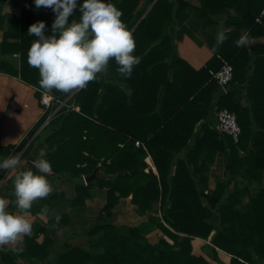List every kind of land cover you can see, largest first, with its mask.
<instances>
[{"label":"trees","instance_id":"trees-1","mask_svg":"<svg viewBox=\"0 0 264 264\" xmlns=\"http://www.w3.org/2000/svg\"><path fill=\"white\" fill-rule=\"evenodd\" d=\"M154 1L111 0L121 11L120 19L134 38L133 54L140 57V62L133 66L130 76H125L118 72L115 59L110 58L106 69L73 95L79 111L65 108L59 112L44 127V138L40 141L55 148L48 157L51 169L71 174L77 191L74 206L84 205L89 190L98 186L107 189L104 207L107 215L121 198L131 196L138 214L150 212L161 216L151 215L138 227L117 226L100 220L89 235L101 234L92 238L91 246L103 248V253L89 254L74 247L57 254L49 264H211L206 258L193 254L194 237H211L214 246L211 258L218 264L225 263L217 257L215 247L232 255L230 264H264V189L251 195L247 204H242L245 189L238 188V183L260 179L264 171V72L255 69L250 79L247 88L249 108L241 106V97L235 91L220 97L217 104V110L228 109L236 115L241 128L238 142L208 124L203 127L202 136L195 139L196 126L207 117L217 89L211 72L218 71L223 61L215 55L206 67L198 70L178 55L173 64L168 63L174 55L169 30L188 4L180 0L177 4L168 0ZM199 1L198 10L205 25L213 22L208 19L207 12H218L236 3L244 10L242 21L246 22L250 32L264 34V20L261 25L255 22L264 8V0H228L227 4L224 0ZM5 3L19 8L20 17L2 15ZM36 15L31 0H0V32L4 30L1 53L20 56L19 68L5 60L0 61V73L18 77L28 85L44 90L39 84L38 69L28 63V50L36 37L27 30L30 24L43 20L45 30L50 34L55 15L46 7L37 18ZM79 16L78 10L74 11L73 18ZM239 21L241 19H236L235 23ZM244 22L237 30L240 26L246 27ZM225 36L226 39L214 48L234 68V79L229 86L245 83L246 62L251 58L245 46L237 47L235 41L238 38ZM105 71L127 84L130 93L110 83L105 96L97 103ZM76 89L49 91L62 99ZM36 95L41 98L39 92ZM31 136L20 144V149L27 145ZM136 142L144 147L136 146ZM226 149L229 150L227 176L209 191L206 176L209 166L216 155ZM12 150V146L0 148V155L7 158ZM30 150L31 145L25 155ZM148 155L157 175L153 171L145 172ZM99 167L105 172L104 177L85 186L82 175H89ZM12 203H16L15 195ZM157 203L159 207L155 209ZM215 212L219 216L217 226L212 221ZM67 220L62 217L50 220V224L57 232ZM214 229L217 231L212 234ZM156 231L163 232L173 244L164 238L152 243L148 235ZM50 245L47 239L42 245L36 244L34 238L26 239L25 252H5L1 261L15 264L18 256L45 261ZM255 255L261 263L254 260Z\"/></svg>","mask_w":264,"mask_h":264},{"label":"crops","instance_id":"crops-1","mask_svg":"<svg viewBox=\"0 0 264 264\" xmlns=\"http://www.w3.org/2000/svg\"><path fill=\"white\" fill-rule=\"evenodd\" d=\"M31 1L33 7L37 10V18L38 15L43 12L44 6L37 8L33 0ZM168 1L176 4L179 2V0ZM180 1H184L188 4V7L182 12L179 19L174 21L168 33L174 43V55L172 59L170 58V64H173L176 55L182 57L188 64L197 70L206 67L207 62L212 60L215 55L218 56L223 63L227 62L215 51L214 47L217 44V32L223 31L224 34L231 35L233 38H239L242 34L247 33L249 37V43L244 45L247 55L251 58L250 62H246V67L248 68L246 82L228 86L225 90L218 89V91L214 93L207 117L196 126L194 135L196 139L202 136L203 127L207 126V124L211 125L210 119L213 114L216 116L217 104L220 97L228 92H238L241 97V106L243 108L250 107L247 93L248 84L255 73V69L264 72V34L256 35L250 32L246 22L242 21L245 15L244 10L241 5L239 6L236 3L230 6L227 5L228 7L218 12H212L208 9V11H210L207 12L208 19L213 20V22L205 25L204 18H202L198 10L200 7L199 0ZM224 3L227 4L228 0H224ZM177 7L178 5L176 8ZM1 14H12L19 18L21 10L13 5L5 3L2 7ZM258 17L259 15L256 17L255 22L261 25L264 19L260 23L257 21ZM236 19H241V21L237 24L235 23ZM243 22L246 27L240 26L237 30L238 25H242ZM3 33L4 30L0 32V44L3 39ZM2 60L9 62L16 68L20 67L19 54L2 55L0 45V61ZM212 73L213 72H211V74ZM110 78L109 73H106L105 79L110 80ZM111 81L126 93H130V90L127 92V89H129L127 84L114 77L111 78ZM106 85H104V88ZM164 89L165 87L163 90ZM39 91L42 90L33 85H28L18 77L0 73V148L12 146L13 150L11 155L18 154L20 157V163L16 168L12 170L5 169L3 170L4 173L0 175V201H3L6 210L13 214L23 215L29 220L32 226L31 234H22V239L0 244V264H4V262L2 263L1 261L2 254L5 252H25L26 239L33 238L34 242L39 245H42L46 239L51 243L47 248L49 253L48 258L42 261L36 257L29 259L25 256H18L15 264H49L57 254L68 252L74 247L89 254H101L104 252L103 248L91 246L92 238H96L101 234L96 236L89 235L91 228L100 220L104 222L109 221L117 226L138 227L140 224L147 222L151 215L161 216L160 213L153 214L150 212L145 215L138 214L137 207L131 202V196L121 198L111 213L107 215L104 212V207L107 204V189H102L98 186H94L89 190V197L86 198L84 205L74 206L72 203L77 197L76 185L71 179V174L67 171L57 173L51 170L49 173L45 174L52 186V191L48 196L34 200L31 208L21 210L18 209L16 203H12V196L14 195L13 180L17 172L23 168L32 167V161L39 156L41 150L45 152L46 159H48L51 152L55 151V148L51 149L47 144H43L40 141L44 138V133L42 131L48 124L44 122V124L36 130L44 115L49 113L48 110H45V108L41 106L42 104L40 105L41 98L38 99L36 95ZM41 94L40 92V95ZM34 130H36V132L32 135ZM30 136L31 138L27 145L20 149V144ZM30 145L31 150L25 155ZM228 156V149L216 155L206 175L208 178V189H214L217 183L227 176ZM0 159H3L1 155ZM145 162L147 164L145 172L149 173L153 171L157 175V169L151 156L148 155ZM99 166H101V164H99ZM99 168L89 175H82L85 186L89 185L91 182L95 183L98 177L105 174L102 167ZM262 173L264 176V171H262ZM91 176H94V178L89 183L86 182L85 179ZM110 176H108L107 179H110ZM247 184L239 183L238 188L249 191L248 188H245L250 187V184ZM232 185L234 186V184ZM44 203L46 205H44ZM49 207L50 209L48 210ZM47 210L48 213H46ZM57 216H59V218L67 217L68 220L64 222L62 229L55 232L53 226L50 224V220H55ZM148 236L152 243H156L160 238H167L169 241V238L161 231L153 232ZM202 240H205L209 247H212L211 238L207 241V239L194 237L192 240L193 254L205 257L206 255L204 251H202V248L198 250L200 246H197L199 245V241ZM216 252L217 257L223 263H231L232 255L219 248H216ZM212 260L213 261H210L211 264H217V261L214 262L215 260Z\"/></svg>","mask_w":264,"mask_h":264},{"label":"clouds","instance_id":"clouds-1","mask_svg":"<svg viewBox=\"0 0 264 264\" xmlns=\"http://www.w3.org/2000/svg\"><path fill=\"white\" fill-rule=\"evenodd\" d=\"M35 6L51 8L55 18L51 33L45 22L36 21L27 32L36 37L28 50V63L37 68L39 84L43 89L69 92L84 88L104 71L110 58L118 65V72L130 76L140 57L133 54L135 41L126 24L120 19L121 11L111 0H33ZM80 13L73 18L74 11ZM71 18V19H70ZM226 39L218 31L217 44ZM237 47L247 45L249 37L242 34ZM20 163L19 155L0 159V170H12ZM51 163L45 152L32 161V167L17 172L13 180L14 195L18 209L27 210L37 198L48 196L52 191L46 173ZM59 220V216L56 217ZM31 223L23 215L6 210L0 201V244L22 239V234H31Z\"/></svg>","mask_w":264,"mask_h":264},{"label":"built area","instance_id":"built-area-1","mask_svg":"<svg viewBox=\"0 0 264 264\" xmlns=\"http://www.w3.org/2000/svg\"><path fill=\"white\" fill-rule=\"evenodd\" d=\"M264 19V8L261 11L257 21L262 22ZM234 79V68L229 62H224L223 66L218 70L212 73V80L217 84V86L223 90H225L229 84ZM71 96L70 98H72ZM58 101V98L50 92V91H44L42 92L41 97V103L43 106H45L46 109H50L54 103ZM69 102V100L66 102V104ZM75 105V104H73ZM75 111H79L78 107L72 108ZM71 110V109H68ZM49 120V118H48ZM50 121H47L46 124H48ZM216 126L215 129L222 133L223 135L230 136L235 142H238L240 135H241V128L238 124L237 117L234 113L229 111L228 109H221L216 110ZM136 146H143L140 142H136ZM4 172L3 170L0 171V175H2Z\"/></svg>","mask_w":264,"mask_h":264},{"label":"rangeland","instance_id":"rangeland-1","mask_svg":"<svg viewBox=\"0 0 264 264\" xmlns=\"http://www.w3.org/2000/svg\"><path fill=\"white\" fill-rule=\"evenodd\" d=\"M167 62L169 63L170 62V59L169 60H167ZM109 71H105V73H104V84H103V86H102V88H101V90H100V92H99V97H98V100H97V103H99L102 99H103V96H105V90H106V87H107V85L108 84H110L111 82H113V81H111V78H113V76H110L111 78H110V80H106L105 79V75H106V73H108ZM110 75V74H109ZM107 84V85H106ZM113 84H115L114 82H113ZM104 85H106V87L104 88ZM217 87V89H216V91H218V89H220V90H223V89H221V88H219L218 86H216ZM40 90H42V89H40ZM46 89H44V90H42V91H39V93L41 92H44ZM127 92H129V89H127ZM71 95L72 94H70V96H66V97H63L62 99H59L58 98V101H56L55 103H54V105L50 108V109H46L45 108V106H43V105H41L42 103H41V99H40V105L42 106V107H44L45 108V110H48L49 111V114H48V116H47V118H46V120L44 121L45 123L47 122V121H51L53 118H55L56 116H58V114H59V111L61 112L63 109H71V110H73L72 108L73 107H76L75 105H73L74 104V100L72 99V98H70L71 97ZM41 96H42V94H41ZM69 100V102L66 104V102ZM77 108V107H76ZM79 109V108H78ZM48 118H49V120H48ZM215 120H216V116H214V114L211 116V119H210V123H211V126H213L214 127V129H215V126H216V122H215ZM44 124V123H43ZM42 124V125H43ZM49 124V123H48ZM216 130V129H215ZM188 149H186V150H184L183 151V153L185 154V152L187 151ZM243 155V154H242ZM241 155V156H242ZM210 167V166H209ZM262 173V172H261ZM263 174V173H262ZM246 182L247 183H249L250 184V187H245V188H248L249 189V191L248 190H245L246 192L244 193V195L241 197V201H242V204H247L248 203V199H249V197L251 196V195H253V196H255L259 191H261L262 189H264V176L262 175L261 176V178L260 179H257V180H254V181H249V180H246ZM239 184V183H238ZM199 187H200V189H201V186L199 185ZM211 190H213V189H209V191H211ZM244 190V189H243ZM154 207H156V208H158L159 207V203H157V204H155L154 205ZM213 222H214V224L217 226V225H219V216L217 215V213L215 212L214 213V215H213V220H212ZM216 229V228H215ZM215 229H214V231H213V233L212 234H215L216 233V231H215ZM161 235V234H160ZM211 238V237H210ZM167 239V238H166ZM168 240V239H167ZM209 239H207V241H208ZM169 242L171 243V244H173V241H171L170 239H169ZM198 243V242H197ZM196 244V243H195ZM199 245H197V246H200V247H198V250H200L201 248H202V251H204V253H205V257L204 258H206L209 262L210 261H213L212 259H211V257H212V247H214L213 245H212V247H209V245L206 243V241L204 240H202V241H199V243H198ZM215 248H217V247H215ZM200 252V251H199ZM208 257V258H207ZM210 259V260H209ZM254 260L255 261H257L258 263L260 262L259 261V258L257 257V255H255L254 256ZM214 262H216V261H214ZM211 263V262H210ZM261 263V262H260ZM217 264H218V262H217Z\"/></svg>","mask_w":264,"mask_h":264},{"label":"water","instance_id":"water-1","mask_svg":"<svg viewBox=\"0 0 264 264\" xmlns=\"http://www.w3.org/2000/svg\"><path fill=\"white\" fill-rule=\"evenodd\" d=\"M156 1H157V0H155L154 3H155ZM154 3H153V4H154ZM153 4H152V5H153ZM151 8H152V6H151L149 9H151ZM146 14H147V13H146ZM81 89H82V88H77V89L75 90V92H73V94H72L71 96H73L76 92L80 91ZM93 178H94V176H91V177H89V178H86L85 180H86V182L89 183Z\"/></svg>","mask_w":264,"mask_h":264}]
</instances>
